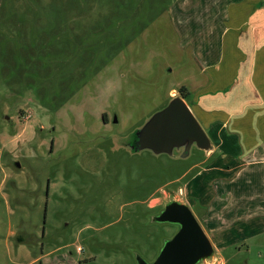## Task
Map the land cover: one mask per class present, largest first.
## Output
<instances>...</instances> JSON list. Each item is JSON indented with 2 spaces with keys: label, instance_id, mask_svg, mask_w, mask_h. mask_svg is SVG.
I'll return each mask as SVG.
<instances>
[{
  "label": "rangeland",
  "instance_id": "rangeland-1",
  "mask_svg": "<svg viewBox=\"0 0 264 264\" xmlns=\"http://www.w3.org/2000/svg\"><path fill=\"white\" fill-rule=\"evenodd\" d=\"M219 8L217 0H0V264L152 262L168 231L134 202L154 189L189 202L217 253L206 264H264V166L225 168H236L238 151L223 149L232 136L218 146L219 124L244 127L246 112L236 96L213 94L214 70L202 72L222 55ZM255 12L257 22L231 24L228 76L251 65L249 31L264 29V11ZM181 85L191 110L205 111L199 123L215 150L108 155L123 164L122 192L97 193L114 171L95 150L102 140L89 145L75 133L134 131ZM104 114L118 123L104 127Z\"/></svg>",
  "mask_w": 264,
  "mask_h": 264
},
{
  "label": "water",
  "instance_id": "water-1",
  "mask_svg": "<svg viewBox=\"0 0 264 264\" xmlns=\"http://www.w3.org/2000/svg\"><path fill=\"white\" fill-rule=\"evenodd\" d=\"M131 149L149 151L154 156L166 155L172 159H187L193 150L208 156L214 151L203 127L187 102L173 95L166 105L152 114L135 129ZM19 167L18 163H15ZM149 222L177 227L171 238L163 240L155 259L147 262L136 257V264H206L217 253L205 231L188 205L178 199L165 202L164 208Z\"/></svg>",
  "mask_w": 264,
  "mask_h": 264
},
{
  "label": "crops",
  "instance_id": "crops-1",
  "mask_svg": "<svg viewBox=\"0 0 264 264\" xmlns=\"http://www.w3.org/2000/svg\"><path fill=\"white\" fill-rule=\"evenodd\" d=\"M217 6L220 7L217 9V21L221 17L220 22L222 23L221 32L217 35V58L219 53L222 55L219 56L218 61L214 59L213 65H204L202 72L205 70H214L215 77L213 76L208 79V82H210L208 86L213 85L214 95L217 96V91L219 90L220 94H229L230 101H234V96H236V104L242 103L244 105L243 108L246 112L245 126H239V128L230 127L231 129L229 131L225 124L220 123L219 133H217L221 134L220 137L217 136V140L219 141L218 146L220 148L224 146V142H222L224 141L223 137L232 136L231 144L229 141L223 149H230V146H233L238 151V157L235 160L237 161L236 168L231 169L229 166L225 167L227 171L233 174L238 172L243 166V163H241L243 160L246 161V166H264V29H260V26L255 28L253 25L255 29L249 31L248 36L250 42L248 48L250 49L251 65H236L235 69L232 70L237 75L233 72H230L229 76L227 74L229 66L231 67V65L227 64L232 59V50L235 45V42L232 40L238 37L237 31L235 29L233 30L231 24L236 21L242 23L249 21L257 22L258 19H254L253 15L259 9L264 11V0H217ZM243 7H249V10L243 9ZM240 9L246 12L245 18L240 19L235 17V10ZM227 22L230 24H227ZM225 53H227L226 56H223ZM220 60L221 65H215V62H220ZM228 86L230 87L228 88ZM232 86L236 87L233 89ZM193 113L204 126L203 122L207 120V118H204L205 111L203 110L202 113L204 114L201 117L195 114V112ZM215 113H217V109ZM238 114L240 115L241 113ZM209 126H211V131H213V127H217V120L211 122ZM234 180L235 177L231 180L230 186ZM236 208L238 209L237 205ZM237 215L239 216V214Z\"/></svg>",
  "mask_w": 264,
  "mask_h": 264
},
{
  "label": "flooded vegetation",
  "instance_id": "flooded-vegetation-1",
  "mask_svg": "<svg viewBox=\"0 0 264 264\" xmlns=\"http://www.w3.org/2000/svg\"><path fill=\"white\" fill-rule=\"evenodd\" d=\"M103 126H108L110 123L117 124L118 121L116 119V116H112V118L107 117L106 114H104L101 118ZM135 130L131 131L125 135H120L117 132H111L107 134L106 136H99L97 133H93L91 131H84L81 134L75 133V136L78 138V140L81 141H87L89 145L92 144V141L96 138L99 140H102L103 142H98L97 147L95 148L96 151L103 152L105 154V158H101V160L106 161L105 167L103 169H109L114 171L113 175L110 177V179L102 178L101 182H106L107 186L104 187H98L96 190L97 193L104 192L106 194L111 193L108 197H110L112 194L120 193L122 190L117 189V185L119 186L120 180L119 177L121 175L120 171L123 168V164L119 163H110L111 160L114 158H108V155H113L116 158H119V156L122 155H128L130 157H133L137 155L138 152H136L134 149H131L135 142ZM52 142L50 143L51 147ZM122 176V175H121ZM125 177V175H123ZM114 186V187H113ZM104 188V190H103ZM115 188V189H114ZM166 190V189H165ZM165 190H162L161 196L158 197V189H154L149 195L142 196L140 195L139 199H137L134 203L136 206L145 213V217L149 220L150 216H155L158 214L165 205V202L168 201V198H173L174 196L168 194ZM185 200V199H184ZM77 202V200L75 199ZM185 203L188 205L190 210L192 211L193 215L201 225L202 229L204 230V227L201 223V220L196 215L195 211L191 209V206L189 205V202L185 200ZM69 228V224L65 223L63 225L62 231H65ZM161 228L165 229L166 231V238H171L175 232L177 231V227L169 224H163ZM205 231V230H204ZM207 235V233H206ZM208 236V235H207ZM210 239V237L208 236ZM211 241V239H210Z\"/></svg>",
  "mask_w": 264,
  "mask_h": 264
},
{
  "label": "trees",
  "instance_id": "trees-1",
  "mask_svg": "<svg viewBox=\"0 0 264 264\" xmlns=\"http://www.w3.org/2000/svg\"><path fill=\"white\" fill-rule=\"evenodd\" d=\"M178 94L187 102L190 98V89L186 85H181L178 89Z\"/></svg>",
  "mask_w": 264,
  "mask_h": 264
}]
</instances>
